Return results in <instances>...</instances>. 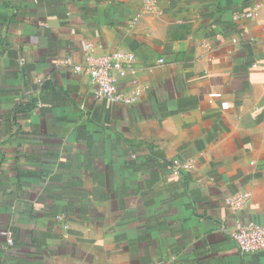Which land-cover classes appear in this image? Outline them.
I'll return each mask as SVG.
<instances>
[{
	"label": "crops",
	"instance_id": "obj_1",
	"mask_svg": "<svg viewBox=\"0 0 264 264\" xmlns=\"http://www.w3.org/2000/svg\"><path fill=\"white\" fill-rule=\"evenodd\" d=\"M158 1L0 0V264H264L228 237L264 225V0Z\"/></svg>",
	"mask_w": 264,
	"mask_h": 264
},
{
	"label": "built area",
	"instance_id": "obj_2",
	"mask_svg": "<svg viewBox=\"0 0 264 264\" xmlns=\"http://www.w3.org/2000/svg\"><path fill=\"white\" fill-rule=\"evenodd\" d=\"M143 2L145 10L148 12H155L159 8L158 0H143ZM244 17L250 19L253 17V13L239 14L235 16V19L240 20ZM139 19L140 15H137L134 23ZM87 48L90 49L91 46H87ZM132 60L133 55L124 54L120 51L96 58L91 56L88 58L87 73L96 87L94 93L98 101H108L126 106L134 105L137 102L138 92H128L119 88L120 79L126 76ZM256 66L254 65V67ZM77 70L80 71L81 69L77 68ZM169 167L176 175L180 176L190 172L193 169V164L191 161L173 159L170 161ZM250 198V193L240 192L225 199L224 203L234 213H239L246 207ZM56 220L65 226L64 216L58 215ZM228 237L244 255L264 252V225L237 221L235 227L228 232ZM7 244L10 247L14 245V239L10 233L7 236Z\"/></svg>",
	"mask_w": 264,
	"mask_h": 264
}]
</instances>
